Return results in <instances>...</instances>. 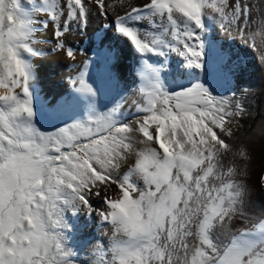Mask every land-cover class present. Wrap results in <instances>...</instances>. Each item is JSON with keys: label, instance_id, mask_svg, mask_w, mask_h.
I'll list each match as a JSON object with an SVG mask.
<instances>
[{"label": "snow or ice", "instance_id": "6c2138e0", "mask_svg": "<svg viewBox=\"0 0 264 264\" xmlns=\"http://www.w3.org/2000/svg\"><path fill=\"white\" fill-rule=\"evenodd\" d=\"M237 42L264 66V0H0V264H264Z\"/></svg>", "mask_w": 264, "mask_h": 264}, {"label": "bare ground", "instance_id": "6f19581e", "mask_svg": "<svg viewBox=\"0 0 264 264\" xmlns=\"http://www.w3.org/2000/svg\"><path fill=\"white\" fill-rule=\"evenodd\" d=\"M87 38H84L81 42H78L77 47L83 49L88 48ZM236 50L241 53V55H244L247 57L248 60V70L247 72L240 78L241 82V88L245 89L248 93L246 100L247 104L249 105V113L251 117L255 118L256 121H259L260 116L256 114V108L254 105V97L259 92L261 80H255V76L262 75V65L259 62V58L257 57V54L254 57L253 52L250 49L244 48L242 45H239L237 42L236 44ZM125 56L131 59L130 52L125 50L124 52ZM86 55V54H85ZM82 56V55H78ZM58 56H49L43 60H38V67L40 68V74L42 78V86L45 85L44 88L49 91V94L53 93H61L66 89V85L63 87V89H60V87H56L54 85V81L51 84V80H53L54 75V66L56 65L58 59L56 61ZM83 57V56H82ZM82 59V58H81ZM124 61V60H123ZM131 63V60H129ZM59 63V62H58ZM59 65V64H58ZM57 65V66H58ZM65 66V65H64ZM67 72L69 73V69L66 67ZM65 84V83H64ZM248 88V89H247ZM250 100V101H249ZM248 175L245 177L247 183L249 184V187L251 189V195H250V209L255 213L259 214L261 210H264V188H261L259 186V178L260 176L264 175V164L254 168L253 170H247Z\"/></svg>", "mask_w": 264, "mask_h": 264}, {"label": "rangeland", "instance_id": "374dc122", "mask_svg": "<svg viewBox=\"0 0 264 264\" xmlns=\"http://www.w3.org/2000/svg\"><path fill=\"white\" fill-rule=\"evenodd\" d=\"M86 41L88 43V40H86ZM78 42L79 41H77V43ZM42 47L43 48H47V45H42ZM87 47L89 48V44H88ZM88 48H86V50ZM253 54H254V57L256 58V56H255L256 54L254 52H253ZM82 56L81 57L80 56H77V61H82L83 59H85V56H92V53L91 52H88V53H86V55H82ZM124 56H125V54H124ZM129 60H131V63L129 62ZM56 61H57V63L54 66V69H53L54 75H53V80H51V84L53 83L52 81L55 80L54 81V85H56V87L57 86L60 87V89H63V87L66 85V77L69 74L67 72V70H66V67L64 66V64L66 63V60H65L63 54H59L58 57H57V59H56ZM132 63H133L132 59H130V58H128V57L125 56V59L123 61V70H124L125 75L128 78V88L129 89H131L133 87V84H132V81H131V76L127 72V68ZM261 67H262V70H263L262 71V75H260V76L258 75V76H255L254 77L255 80L256 79L257 80H261V84H260L259 92L255 95L254 101H253L254 102V105H255V108H256V114H258L259 116H261L262 114H264V66H261ZM96 71L97 70L94 68L93 69V72L95 73ZM62 78H64V79H62ZM44 86L45 85L43 84L42 87L44 88ZM240 86H242L241 85V82H240ZM237 95L239 96L240 93L238 92ZM131 99H132V96L129 95V100H131ZM249 122H251V121H249ZM262 164H264V146H262L260 143H256L254 145L251 153H250V160L247 162V170H253L254 168H256V167H258V166H260ZM94 243H95V241H94Z\"/></svg>", "mask_w": 264, "mask_h": 264}]
</instances>
